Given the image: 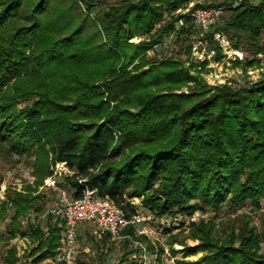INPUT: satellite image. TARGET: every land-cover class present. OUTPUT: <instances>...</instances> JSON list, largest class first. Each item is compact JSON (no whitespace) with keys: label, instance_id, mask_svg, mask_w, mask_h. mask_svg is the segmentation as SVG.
Returning a JSON list of instances; mask_svg holds the SVG:
<instances>
[{"label":"trees","instance_id":"16d2710c","mask_svg":"<svg viewBox=\"0 0 264 264\" xmlns=\"http://www.w3.org/2000/svg\"><path fill=\"white\" fill-rule=\"evenodd\" d=\"M99 1L0 0V154L36 155L34 183L7 189L0 202L1 219L13 212L0 240L43 236L39 225L22 230L19 218L43 212L47 199L38 187L58 162L75 170L69 179L75 198L83 189L77 179L85 180L128 212L134 208L125 196H143L157 218L249 201L259 207L264 78L238 89L208 88L180 58H150L180 17L165 21V14L193 0H118L94 13ZM230 30L263 48L264 0L241 1L216 29ZM194 31L187 18L174 35L189 56ZM214 32L200 41L214 43ZM186 86L188 92H176ZM192 228L199 242L184 248L175 264H264L260 235L248 225L223 240L215 238L210 222ZM62 230L61 222L51 226L45 256L57 253ZM101 241L112 242L107 235ZM135 251L118 264H133L127 257ZM198 252L203 255L197 260H185ZM14 253H7L12 264Z\"/></svg>","mask_w":264,"mask_h":264},{"label":"rangeland","instance_id":"374dc122","mask_svg":"<svg viewBox=\"0 0 264 264\" xmlns=\"http://www.w3.org/2000/svg\"><path fill=\"white\" fill-rule=\"evenodd\" d=\"M118 0H100L95 4L93 12H97L101 8L115 3ZM243 0H193L179 9L165 14V21L170 17L180 16V9L197 8L196 5L215 6L222 8L223 14L221 23L216 28L209 32H214L213 42L200 41L201 36L194 31L191 40L193 42L192 52L188 55L184 45L174 43L175 36H165L163 42L156 46L154 52H149L150 58L164 59L167 57H178L185 61V67L188 68L192 75L199 76L208 88L228 85L238 89L243 86H250L264 78V47L258 49L255 47L247 36L234 31L218 32V27H223L231 18L233 10ZM250 1V0H247ZM261 0H252L259 3ZM209 8V7H208ZM180 18V17H179ZM159 27V26H157ZM156 27V28H157ZM183 37V36H182ZM143 37L134 38L132 42L138 43ZM189 41V40H188ZM219 46V50H215V45ZM264 46V43L262 41ZM189 85H193L192 82ZM188 92V87H183L176 91ZM113 104V103H111ZM27 104H19V108L23 109ZM119 136L118 133L115 137ZM6 152V151H5ZM7 153V152H6ZM30 157V158H29ZM36 155H13L8 157L6 154H0V202L5 198L7 189H15L22 191L27 184H33L35 177L33 176V162ZM52 175L46 177L42 186L38 187V193L44 194L46 202L44 210L38 218V224L43 233V236L33 241L29 237L17 236L12 239L0 240V264H12L8 261V251L14 249V258L17 261L13 264H56V256L61 246V239L54 256H45L47 242L51 226L58 220L46 214V209L53 201L57 189L65 188L70 193L72 186L69 184L75 170L67 167L65 163L58 162L51 167ZM80 182V180L77 179ZM129 202L136 210L140 211L145 216L155 217L143 203L142 197H127ZM13 212L9 211V215L5 219L0 218V235L7 236V224L12 217ZM196 216V221H190V218ZM157 219V217H155ZM179 218L183 225L180 227L172 226L167 232H159L155 229L156 223L152 224L153 229L158 232L155 237V243H147V257L155 264H175L176 260L184 258V248H192L198 244V240L193 238V224H198L203 221L205 224L210 222L215 226L214 236L218 240L227 238V235L235 230L238 233L239 229L248 225L249 228L260 235L261 250L264 254V199L260 201V206L256 207L252 202H247L244 206L229 207L223 205L220 210H197L192 214L179 212L176 214L158 217V219L172 220ZM157 219V221H159ZM156 221V222H157ZM59 222V221H58ZM32 225V224H30ZM29 225V226H30ZM28 227H21L22 230H27ZM62 237V232H61ZM173 238V239H172ZM40 242L44 244L41 245ZM149 244L153 248L149 249ZM138 249L128 255V261L133 264H141L140 248L126 249L124 243L117 244L97 240L91 231L83 230L77 240L76 255L73 264H118L120 259L125 256L129 250ZM161 254H160V250ZM203 255V252H198L194 255H189L185 260L195 261ZM160 258V259H159Z\"/></svg>","mask_w":264,"mask_h":264},{"label":"built area","instance_id":"2783aa9c","mask_svg":"<svg viewBox=\"0 0 264 264\" xmlns=\"http://www.w3.org/2000/svg\"><path fill=\"white\" fill-rule=\"evenodd\" d=\"M179 12L181 13L180 18L175 24L174 32L169 36H174L184 27L187 18L192 20L198 33L203 35L221 23L223 14L220 7L180 9ZM84 182L85 180L79 182L83 186L79 198H75L65 188H58L53 201L45 211L47 215L61 222L63 228L56 264H73L78 236L83 230L91 231L97 240L107 235L114 243L128 242L131 246L142 250L141 264H155L148 259L146 253L147 243L154 244L158 234L152 224H157L155 229H159V232H166L172 224L174 227H180L184 222L179 218L172 220L157 218L159 220L157 221L155 217L145 216L133 206L134 211L128 212L113 199L101 196L97 189L88 187ZM40 215V213L31 211L21 216L19 218L21 226L39 225L37 222ZM190 221H196V216L190 218ZM140 236H145L148 241L139 240Z\"/></svg>","mask_w":264,"mask_h":264}]
</instances>
